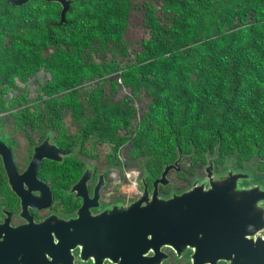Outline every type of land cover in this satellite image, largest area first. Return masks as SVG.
Masks as SVG:
<instances>
[{"label":"trees","instance_id":"trees-1","mask_svg":"<svg viewBox=\"0 0 264 264\" xmlns=\"http://www.w3.org/2000/svg\"><path fill=\"white\" fill-rule=\"evenodd\" d=\"M66 1L60 23L57 3L0 0V118L51 127L60 145L71 135L105 162L126 146L152 177L177 156L192 171L227 157L264 168V0ZM39 70L50 78L31 101L14 93ZM93 79L82 100L75 88Z\"/></svg>","mask_w":264,"mask_h":264},{"label":"flooded vegetation","instance_id":"flooded-vegetation-1","mask_svg":"<svg viewBox=\"0 0 264 264\" xmlns=\"http://www.w3.org/2000/svg\"><path fill=\"white\" fill-rule=\"evenodd\" d=\"M41 121L45 120H37ZM14 124L13 119L0 118V264H123L121 259L126 255L122 254L119 237L112 238V226L97 220V216L107 207L133 203L143 184L150 194L162 169L156 177L144 169H129L125 174L124 170L128 169L113 164L114 159L105 162L80 152L79 141L71 145V135L60 145L51 127L40 128L38 124L24 129ZM33 150L34 156L40 158L36 169L28 167ZM1 157L8 169L4 168ZM178 163L176 169L167 172L165 184H156L157 197L168 198L171 193L179 195L190 189L191 181L176 188L167 178L170 173L180 179L185 175ZM212 164L215 176L227 171L215 168L213 160ZM116 172L122 174V180H116ZM246 172L252 181L240 182L238 187L250 184L264 187V175L257 181L253 180L251 171ZM83 173L87 176L79 181ZM201 174L196 178H203L204 169ZM91 217L96 219L91 221ZM103 242L107 249L102 257L99 248ZM169 247H160L163 258L158 264H192L187 258L190 251L176 259ZM131 249L136 251L134 246ZM135 254L127 264H153V261L148 263L149 252L143 255V261Z\"/></svg>","mask_w":264,"mask_h":264},{"label":"water","instance_id":"water-1","mask_svg":"<svg viewBox=\"0 0 264 264\" xmlns=\"http://www.w3.org/2000/svg\"><path fill=\"white\" fill-rule=\"evenodd\" d=\"M27 1L31 0H5L12 6ZM43 1L56 2L60 6L61 23L68 2ZM34 155L35 152L28 165L32 169L37 168L40 160ZM179 159L177 156L172 164L163 166L150 194L143 184L139 197L133 203L110 206L98 214L97 220L111 225L112 238L119 237L122 243V254L125 253L126 257L121 262L129 263L134 253L139 261H143V255L149 252L148 263L158 264L163 258L160 247L170 246L176 259L190 251L187 258L192 264H214L217 261L264 264V187L259 184L238 187L240 182H251V176L244 170H229L233 169L230 162L223 168L227 169L226 172L215 176L212 159L207 158L202 167L203 178H194L190 189L179 195L171 193L168 198L157 197L156 184H165L167 172L176 169ZM1 160L4 168L8 169L2 157ZM261 161L264 164V159ZM86 176L87 173H83L79 181L85 180ZM262 182L264 186V179ZM94 219L96 217H91V221ZM109 238L111 244L113 240L111 236ZM132 246L136 251L131 249ZM106 249L107 244L103 242L99 248L102 257L106 255Z\"/></svg>","mask_w":264,"mask_h":264},{"label":"rangeland","instance_id":"rangeland-1","mask_svg":"<svg viewBox=\"0 0 264 264\" xmlns=\"http://www.w3.org/2000/svg\"><path fill=\"white\" fill-rule=\"evenodd\" d=\"M139 16H141V15L139 14L136 17L139 18ZM138 22H140V21H138ZM126 64H127V61H125L124 65H126ZM49 78H50L49 73H47L43 70H39L31 78L26 79L24 82H16L17 88H16V90H14V93H16L18 89L24 90L23 93L25 94L26 99H28V101H31L35 97V94H36L35 92H36L38 85L43 83L44 81H48ZM95 83H96V79L83 81L80 86L75 88V91H77L76 94H78V96L83 100L84 95L88 94V92L90 90H92L93 88L96 87ZM101 86H102L104 91H107V92L109 91V86H107L106 84L101 85ZM127 95H128V90L126 88H119L113 93L112 101H119L120 99H122L124 96H127ZM9 97H10V93H7L6 96H4V98H6V99H9ZM134 107L138 113L144 107V104L141 102H134ZM64 117H63V119H67V122H68V118H67L68 115H65ZM126 152H127L126 146L121 147L118 150V152L116 154L115 162L113 163V164H116V166L122 165L125 169L127 168L128 170H124L125 174L128 173L129 169H141V170L144 169L149 174L152 173L151 169H147L146 159L144 157H140L139 159L136 158V159L130 160V159L126 158V156H125ZM112 159H114V158H112ZM101 160H105V159L101 158ZM107 162H109V161H107ZM227 162L231 163V166L233 169H238L237 167H235V164L233 163V157H227L224 161H221L219 163H215V162H213V163H214L215 168L223 169ZM202 167L200 169H195L194 171L189 170V169H182L185 172V175L183 177H181V179L176 177V176L174 177V173H172V174L170 173V175H168L167 178L169 179V177H170V184L175 186L176 188L177 187L178 188L183 187L187 183H189L190 181L192 182V180L194 178L202 175L201 174ZM240 169H248L249 171H251L253 173L252 174L253 180L261 181V179H262L261 177H263L262 175H264L262 173V172H264V168L261 169V167L259 165V161L257 159H251V160L247 161L246 163H244L240 167ZM248 170H246V171H248ZM132 172H133V170H132ZM122 179H123L122 174L120 172H116V180L120 181ZM178 180H180V181H178Z\"/></svg>","mask_w":264,"mask_h":264}]
</instances>
